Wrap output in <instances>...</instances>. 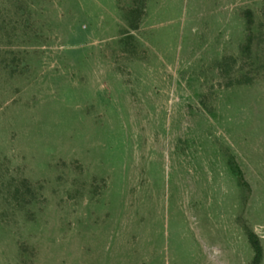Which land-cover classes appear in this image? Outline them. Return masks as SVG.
Segmentation results:
<instances>
[{
    "label": "rangeland",
    "instance_id": "obj_1",
    "mask_svg": "<svg viewBox=\"0 0 264 264\" xmlns=\"http://www.w3.org/2000/svg\"><path fill=\"white\" fill-rule=\"evenodd\" d=\"M0 264H264V0H0Z\"/></svg>",
    "mask_w": 264,
    "mask_h": 264
},
{
    "label": "trees",
    "instance_id": "obj_2",
    "mask_svg": "<svg viewBox=\"0 0 264 264\" xmlns=\"http://www.w3.org/2000/svg\"><path fill=\"white\" fill-rule=\"evenodd\" d=\"M255 242V241H254ZM257 259H258V257H257ZM257 259H256V261H257Z\"/></svg>",
    "mask_w": 264,
    "mask_h": 264
}]
</instances>
